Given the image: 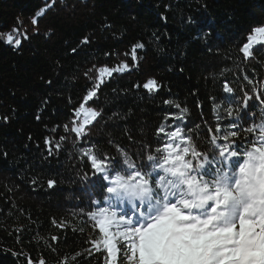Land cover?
I'll return each mask as SVG.
<instances>
[{
	"label": "trees",
	"instance_id": "16d2710c",
	"mask_svg": "<svg viewBox=\"0 0 264 264\" xmlns=\"http://www.w3.org/2000/svg\"><path fill=\"white\" fill-rule=\"evenodd\" d=\"M259 26L264 0H0V264H105L92 213L110 185L84 150L110 172L132 171L126 158L145 168L175 119L209 158L249 149L264 126V43L241 48ZM13 28L28 36L18 48L5 43ZM122 64L100 83V68ZM97 84L84 106L100 115L77 137Z\"/></svg>",
	"mask_w": 264,
	"mask_h": 264
},
{
	"label": "snow or ice",
	"instance_id": "6c2138e0",
	"mask_svg": "<svg viewBox=\"0 0 264 264\" xmlns=\"http://www.w3.org/2000/svg\"><path fill=\"white\" fill-rule=\"evenodd\" d=\"M32 22L35 26L37 19ZM22 38L28 39L26 32L13 28L5 43L18 48ZM258 43H264V26L256 27L242 46L245 58L253 55L252 48ZM142 47H133V61L136 49ZM128 67L100 68V83L105 74L111 76ZM143 87L153 92L159 85L149 79ZM98 89L99 84L87 92L75 114L91 117L71 129L77 137L86 135V126L100 115L84 106ZM224 90L232 91L227 84ZM255 131L258 139L242 154L225 143L219 147L218 158H209L192 146L191 137L184 136L179 127L168 132L160 127L158 134L168 139L156 150L162 155H148L151 163L145 168L126 158L124 163L132 171L125 174L110 172L107 158L97 159L89 148L85 155L92 169L110 182L105 188L108 206L92 213L100 233L93 248L107 253V264H117L120 243L127 250V264H264V126ZM236 135L233 131L223 140ZM240 155L242 159L233 160ZM53 184L49 181L48 186Z\"/></svg>",
	"mask_w": 264,
	"mask_h": 264
},
{
	"label": "rangeland",
	"instance_id": "374dc122",
	"mask_svg": "<svg viewBox=\"0 0 264 264\" xmlns=\"http://www.w3.org/2000/svg\"><path fill=\"white\" fill-rule=\"evenodd\" d=\"M258 44H260V43H258ZM256 45H257V44H254V46H256ZM254 46H253V47H254ZM107 76H108V75L105 74L104 77H107ZM85 109L87 110L86 107H85ZM79 118L81 119V123H82L85 119H89V120H91V117H90V116H86L85 113H81V115H80ZM181 123H182V122H180V119H175V120H173V122H172L171 124H169V125H165V126H164V129H165L166 132H168V131H172V130H174L175 128L179 127V128L181 129L182 133H183V129H182ZM162 135H163V137H164L165 144L168 143L167 136L164 135V134H162ZM183 135H184V134H183ZM173 143H175V142H173ZM87 151H88V150H84V151L82 152V154H83L85 157L88 158V156L85 155V153H86ZM88 159H89V158H88ZM107 182H109V181H107ZM109 183H110V182H109ZM118 246L120 247V254H119V257H118L117 264H127L126 257H125V254H126V251H127V250L124 248L123 243H120ZM105 256H106V257H105V264H107V253H106V252H105Z\"/></svg>",
	"mask_w": 264,
	"mask_h": 264
},
{
	"label": "water",
	"instance_id": "95a60500",
	"mask_svg": "<svg viewBox=\"0 0 264 264\" xmlns=\"http://www.w3.org/2000/svg\"><path fill=\"white\" fill-rule=\"evenodd\" d=\"M89 161H90V159H89ZM90 163H91V161H90Z\"/></svg>",
	"mask_w": 264,
	"mask_h": 264
}]
</instances>
